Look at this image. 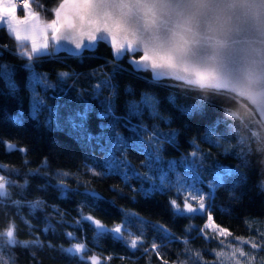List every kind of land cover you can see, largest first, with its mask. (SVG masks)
I'll return each mask as SVG.
<instances>
[{
    "label": "snow or ice",
    "instance_id": "1",
    "mask_svg": "<svg viewBox=\"0 0 264 264\" xmlns=\"http://www.w3.org/2000/svg\"><path fill=\"white\" fill-rule=\"evenodd\" d=\"M37 6L42 7L39 3ZM17 11L24 12V16L17 15ZM50 11L53 12L55 19L43 22L44 38L38 44L35 36L28 34L35 32L37 27L35 24L29 25L30 18L39 17L38 13L31 11L30 0H0V30H7L11 37L21 42L31 41L30 51L24 43H21L19 47L22 50L18 52V55L27 58L23 67L31 73L30 84L33 86L31 118L38 120L41 111L47 108L48 116L45 121L47 127L57 130L67 127L76 133L77 140L92 152L91 157L86 154V159L91 158L97 166L105 168V172L100 173L85 165L94 176L118 173L129 187L132 178L139 179L142 185L149 182L153 186L143 192L146 197H151L154 192L161 194L173 192L176 198L169 199L168 207L174 218L201 217L205 220L202 227L189 225L185 229L186 234H190L195 228L207 242L214 241L216 235L231 236L232 233L228 229L215 223L212 212L216 208L215 198L218 189L226 185L235 187L244 183V174L240 171V165L228 166L216 160L207 170L206 175L205 163L211 157V152H205L197 143V139L193 138L189 142L193 151L182 156L179 161H169L167 170L159 165L154 170L153 166L156 162L164 160L165 143L179 147L178 137L181 136L179 130L170 129L168 132H162L159 125L143 123L142 116L145 111L149 112L150 117L165 121L169 125L172 123L171 117L161 114L159 110L161 101L154 94L144 92L139 101L131 100L127 103L126 115H117L115 101L118 94L117 85L112 83L113 77L105 76L103 86L111 88L113 96L105 97L101 101L99 110L94 104L83 100L82 96V106L78 109L70 110L66 104L48 105L44 98L35 94L34 86L42 85L48 89L55 88L56 85L48 80L46 74L35 71L33 57L37 61L44 56L51 58L58 51L55 47L49 50L46 30L51 29L53 40L57 43L61 39L70 41L75 48H70L68 51L81 60L84 59V50L94 51L100 43H106L113 50V59L107 60L106 63L113 64L114 71H126L120 66V61L127 56L132 71L139 73L151 70L153 82H160L161 78H171L179 81L189 91L211 89L214 94L231 95L237 104L241 100L247 101L253 106L251 117L241 115L240 112L232 109H225V116L233 121H239V125L228 124L227 120L210 121L204 136L206 141L217 148H224V153L228 154L230 148L225 147L222 138L215 135L218 126L226 124L227 132L224 135L236 133L239 145L242 146L240 152L233 154L240 157L241 164L247 167L248 161L243 158L246 155L243 146L255 141L259 150L264 152V0H62L57 8ZM65 28L70 31L61 37L59 33ZM22 31L24 35L21 34ZM77 32L79 35L76 34ZM4 52H11V49L7 44L0 43V55ZM137 54H139L138 59ZM95 72L94 69L93 75ZM57 75L60 81H64L74 73L60 72ZM0 76L4 77L9 89L16 90L17 85L12 79V66L0 63ZM125 91L134 95L131 87L126 88ZM100 94L101 85H97L94 87L93 95L99 97ZM166 100L182 115L189 117L196 113L204 114V105L207 103L203 96L188 106L177 104V97L174 95H169ZM93 114L101 121L98 124L99 132L95 134L89 128V119ZM22 115L18 113L12 117V122L21 124ZM133 119H137L138 122L133 124ZM121 125L128 129L130 133L128 137L118 130ZM238 127L247 129L248 135H239ZM257 128L259 130H254ZM0 144H4L9 151L27 154V149L20 148L15 143L0 139ZM97 148L104 153L102 162L95 156ZM129 149L145 155L146 159L141 162L140 167H147L148 172H141L126 156H117V153H126ZM28 163L29 161L25 159V166ZM178 165L190 168L191 177L182 176L177 172V179L173 183L169 180V173L175 171ZM48 166V159L45 157L39 168L29 169L25 176L46 175L41 169ZM3 171H7L8 175H0V204L5 203L4 198H10L9 188L18 187L23 190L29 184L27 178L24 179L23 184H17L10 178L19 175L20 169L9 168L8 165L0 163V172ZM57 175L68 177L74 174L61 171ZM190 181L195 183L190 184ZM198 185L206 187L207 193ZM48 186L44 185L43 189L46 190ZM55 187L64 198H67L70 191L74 193L77 191L70 189L62 179ZM113 187L115 191L123 194L121 189ZM259 187L264 190V181L259 183ZM85 194H90L97 202L107 201L106 197L90 187H85ZM231 198L239 199L236 196ZM10 202L17 209V215L25 203L33 213L45 207V201L42 199ZM78 211H80V219L75 222L76 226L83 231V225L87 223L95 231L97 241L102 236L110 235L133 253L143 250L147 254L149 249L144 245L143 226L150 224L155 232L163 234V237L169 241L183 243L190 258L197 262L202 259L199 253H194L187 247L186 239L181 240L164 224L145 221L137 213L125 211V219L109 227L91 215H84L82 208ZM222 211L229 212V209L223 208ZM20 221L29 229L34 227L23 216H20ZM48 227L51 228V224ZM133 227H136L139 235L132 231ZM22 230L16 219L11 216L6 217L3 226L0 227V264H15L16 257L13 252L15 248H29L41 243L38 239L31 241L19 239ZM207 230H211L213 235L208 236ZM65 236L74 237V234L65 233ZM259 236V241L242 237L233 239L236 242L243 241L251 249L264 252V233H259ZM218 244L224 246L222 240L218 241ZM163 247L165 245H158L153 240L151 250L156 251ZM65 251L73 256L83 253L79 259L86 264L88 261H91V264H101L98 256L87 254L91 249H88L83 242ZM206 251L217 257L225 256L223 251L215 252L210 249ZM237 252L240 257L245 258L246 264H254L256 261L254 255L242 249H234L232 257H235ZM111 259L112 257H105L104 264ZM164 264L167 262L165 261ZM202 264L208 262L203 261ZM218 264H223V261H219ZM236 264H240V261L236 260ZM261 264H264V257L261 258Z\"/></svg>",
    "mask_w": 264,
    "mask_h": 264
},
{
    "label": "trees",
    "instance_id": "2",
    "mask_svg": "<svg viewBox=\"0 0 264 264\" xmlns=\"http://www.w3.org/2000/svg\"><path fill=\"white\" fill-rule=\"evenodd\" d=\"M33 1L44 21L55 19L50 10L57 8L62 2V0ZM37 3L42 7H38ZM0 43L7 44L11 49V52H4L3 55H0V63L12 66V79L17 85L15 91L9 89L4 77L0 76V139L27 149L25 155L18 151H9L4 144H0V163L8 165L9 168L20 169L19 175L10 177L17 184H23L25 178L29 181L28 187L23 190L18 187L8 189L11 193L10 198H4L5 203L0 204V227L3 226L6 217L11 216L23 229L19 234V239L29 241L38 239L41 241L40 244L32 245L29 248H15L13 250L16 257L15 264H86L85 261L79 259L83 253L73 256L65 251L71 244L81 242L85 243L88 249H91L87 253L89 256L97 254L101 257V264H104L105 257H112L111 260L107 261V264H164L165 261L167 264H180V262L183 264H202L203 261L208 262V264H218L220 261L218 257L206 250L218 252L220 250L218 241L221 240L215 238L214 241L207 242L195 228L190 234H186L185 229L189 225L202 227L205 220L201 217L195 219L174 218L168 207L169 199L176 198L173 192L167 194L154 192L151 197H146L143 192L153 186L149 182L142 185L139 179L132 178L129 187L122 175L118 173L94 176L85 165L100 173H104L105 168L97 166V163L91 158L86 159V154L91 157L92 152L77 140L76 133L67 127L62 130L47 127L45 123L48 116L47 108L41 111L38 120L31 118L33 96V86L30 84L31 73L23 67L27 58L18 55V49L21 50V48L7 30H0ZM26 48L29 49V46ZM83 56L84 59L81 60L75 55L57 51L51 58L44 56L38 61L33 58L35 71L46 74L48 80L56 85L55 88L48 89L42 85H35V94L44 98L48 105L66 104L70 110L78 109L82 106L83 99L94 104L99 110L101 101L105 97H112L113 92L111 88L102 86L100 96L95 97L93 95L94 87L97 84L103 85L105 76H111L113 77L112 83L117 85L116 111L117 115L121 116L126 115V105L129 101H139L144 92L154 94L161 101L159 106L161 114L171 117L172 123L169 125L165 121L150 117L148 111H145L142 116L143 123L159 125L162 132H168L170 129L181 132V136L178 137L179 147L165 143L164 160L156 162V165L153 166L154 170L157 165L167 170L169 161H179L182 156L193 151L189 143L193 138L197 139V143L205 152H211V157L205 163L206 175L207 170L215 164L216 160H220L221 163L228 166L240 165V171L244 174V183L237 184L235 187L226 185L218 189L215 198L216 208L212 215L215 223L228 229L233 238L242 237L259 241V233H264V190L259 187V183L264 181V152L259 150L255 141L243 146L246 153L243 158L248 161V166L242 165L241 158L233 154L241 151L242 146L239 145L238 135L231 133L225 136L226 124H220L215 135L220 136L224 146L230 148L228 154L224 153V148H217L204 139L210 121L227 120L228 124L239 125V121H233L225 116V109H232L240 112L241 115L251 117L253 106L244 100L237 104L231 95L214 94L211 89L189 91L180 82L172 79L153 82L152 75L148 70L134 73L128 63L127 56L120 61V66L126 71H114L113 64L106 63L113 57L111 48L105 43H100L94 51L85 50ZM138 56L139 54H137ZM94 69L96 72L93 75ZM60 72H73L74 75L60 81L57 75ZM171 85L177 86L172 87ZM128 87L134 90V95L125 91ZM169 95L176 96L177 104L184 106L195 103L201 96L205 97L207 103L204 105V114L196 113L191 117L182 115L177 108H174L166 100ZM18 113L23 115L22 123L17 125L12 122L11 118ZM137 122V119L132 120L133 124ZM99 123L101 121L97 120L94 114L90 116L89 128L94 134L99 132ZM118 130L125 137L130 135L128 129L122 125ZM254 130H259V128ZM238 133L239 135H248V130L238 127ZM249 149L251 151H248ZM103 155L104 153L97 148L95 156L101 162ZM117 156H126L141 172L149 171L147 167H140L141 162L146 159L142 153L129 149L126 153H117ZM45 157L48 159L49 166L41 169V171L45 172L46 175H28L26 177L25 173H28L29 169L39 168ZM25 159L29 161L27 166L24 164ZM61 171L74 175L58 176L57 173ZM177 172L182 176L191 177L190 168L178 165L175 171L169 173V180L173 183L177 179ZM0 174L8 175L7 171L0 172ZM157 175H159L158 171ZM61 179L70 189L77 191L75 193L70 191L67 198L62 197L58 188L55 187ZM156 183H159L158 179ZM191 183L195 182L190 181ZM44 185H49L46 190L43 189ZM113 186L121 189L123 194L115 191ZM198 186L207 193L206 187ZM85 187H90L101 193L107 198V201H94L90 194H85ZM185 187H189V185H185ZM233 196L239 197V199L234 200L231 198ZM36 199L44 200L45 207L33 213L25 203V206L19 209V215H17V209L10 202L11 200L26 202ZM113 201L114 203H112ZM81 208L84 215H91L109 227L121 223L125 219V211L137 213L145 221L164 224L181 240L186 239L188 241L187 247L192 252L199 253L202 259L197 262L190 258L183 243L169 241L163 237V234L155 232L150 224L143 226L144 245L149 249L147 254L143 250H137L133 253L125 248L122 243L112 239L110 235L102 236L97 241L95 231L87 223L83 225V231L75 224L80 219L78 209ZM223 208H228L229 212H223ZM20 216L27 219L34 227L32 229L27 228L20 221ZM49 224H51V228L48 227ZM132 231L137 233L136 227H133ZM65 233H73L74 237H67ZM153 240L156 244H162L165 247L152 251ZM236 243L237 249H239V242ZM240 247L244 252L256 257L254 264H261L264 252L251 249L243 242ZM87 264H91V261H88ZM223 264L228 263L223 262Z\"/></svg>",
    "mask_w": 264,
    "mask_h": 264
},
{
    "label": "rangeland",
    "instance_id": "3",
    "mask_svg": "<svg viewBox=\"0 0 264 264\" xmlns=\"http://www.w3.org/2000/svg\"><path fill=\"white\" fill-rule=\"evenodd\" d=\"M30 7H31V11L35 12V13H38L39 14V17L38 19H31L29 20V25H32V24H35L37 27H36V30L35 32H30L28 34L30 35H34L36 40H37V43H41L42 42V38H44V30H43V22L44 19L41 15V13L35 8L34 6V1L33 0H30ZM24 12H20V11H17V15H19L20 17H23L24 16ZM24 26H21V28H23ZM22 35H24L25 33L22 31L21 33ZM52 31L51 29H47L46 30V35H47V40H48V44H49V50L52 49V46H53V43L54 41L52 40ZM16 40V39H15ZM16 42L20 45L21 43H24L26 46H29V49H27L28 51L31 50V41L28 40V41H24V42H21L19 40H16ZM56 48V47H55ZM19 51H21L20 49H18ZM35 58V57H33ZM97 85H101V84H97ZM95 85V86H97ZM103 85H101V88H102ZM104 97V96H103ZM2 175V174H0ZM195 206V205H194ZM207 235L208 236H212L213 233L211 232V230H207ZM216 239H220L223 241V244L224 246L221 247L220 246V250L218 252H221L223 251L225 253V256L224 257H218V259L220 261H223L224 263H231V264H236V260H239L240 261V264H246V261H245V258L244 257H240L239 255L236 254L235 257H232V252L234 249H237V243L234 241L232 235L231 236H224V237H221L219 235H216L215 237ZM243 241H240L239 242V249H241V243ZM77 243H73L71 244V246L69 248H71L73 245H75ZM68 248V249H69ZM92 256H98L97 254H93ZM100 258V261H101V257L98 256ZM231 257V258H229Z\"/></svg>",
    "mask_w": 264,
    "mask_h": 264
},
{
    "label": "water",
    "instance_id": "4",
    "mask_svg": "<svg viewBox=\"0 0 264 264\" xmlns=\"http://www.w3.org/2000/svg\"><path fill=\"white\" fill-rule=\"evenodd\" d=\"M60 5V4H59ZM68 31H70L69 29H62L61 30V32L59 33V35L61 36V37H63L64 35H66L67 33H68ZM77 35H79V32H77L76 33ZM53 39V38H52ZM42 41H43V38H42ZM54 41V44H55V47L58 49V51H61V52H65L66 54H70V55H72L69 51H68V49H74L75 48V45L74 44H72L70 41H64V40H62L61 39V41L59 42V43H57L55 40H53ZM85 42H87V41H85ZM106 44V43H105ZM108 45V44H107ZM111 50H112V48H111ZM113 51V50H112ZM84 52H85V50H84ZM139 58V56L137 57V59ZM144 71H146V70H144ZM148 71H150V73H151V75H153V73H152V71L151 70H148ZM163 79H171V78H161V80H163ZM172 80H174V79H172ZM176 81V80H175ZM179 82V81H178ZM250 104V103H249ZM251 105V104H250ZM252 106V105H251Z\"/></svg>",
    "mask_w": 264,
    "mask_h": 264
},
{
    "label": "bare ground",
    "instance_id": "5",
    "mask_svg": "<svg viewBox=\"0 0 264 264\" xmlns=\"http://www.w3.org/2000/svg\"><path fill=\"white\" fill-rule=\"evenodd\" d=\"M54 18H55V16H54ZM52 35V34H51ZM53 40V39H52ZM53 47H55V44L53 43Z\"/></svg>",
    "mask_w": 264,
    "mask_h": 264
}]
</instances>
